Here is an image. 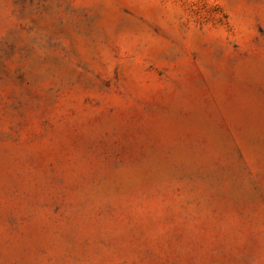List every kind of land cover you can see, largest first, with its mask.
I'll return each instance as SVG.
<instances>
[{"label":"rangeland","instance_id":"1","mask_svg":"<svg viewBox=\"0 0 264 264\" xmlns=\"http://www.w3.org/2000/svg\"><path fill=\"white\" fill-rule=\"evenodd\" d=\"M0 264H264V0H0Z\"/></svg>","mask_w":264,"mask_h":264}]
</instances>
